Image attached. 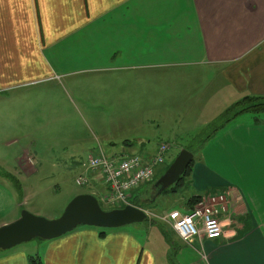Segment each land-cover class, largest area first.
Returning a JSON list of instances; mask_svg holds the SVG:
<instances>
[{
  "label": "crops",
  "instance_id": "crops-1",
  "mask_svg": "<svg viewBox=\"0 0 264 264\" xmlns=\"http://www.w3.org/2000/svg\"><path fill=\"white\" fill-rule=\"evenodd\" d=\"M77 37L83 45L96 41V66L73 69L66 65L67 45ZM202 67L218 70L214 88L223 98L233 96L232 106L248 96L264 97V0H0L1 101L11 99L10 93L26 96L28 89L61 81L74 72L90 73L87 77L97 80L88 86L96 87L98 100L115 113L177 119L179 104H185L186 98L190 104L194 98ZM36 118L0 111V136L14 129L23 133V126L28 133ZM171 139L179 140L177 133L159 145L171 147ZM238 140L244 144L243 151L249 149L248 134ZM18 142L0 137V145ZM229 142L227 134L220 146L216 141L208 143V159L197 161L189 177L192 196L188 201L227 194L230 225L216 241L198 239L191 245L178 241L200 257L195 264H264V223L256 217L264 215V180H250L245 193L220 176L213 166L216 162V168L229 166L223 154L236 160ZM251 147L264 152V126L258 128ZM100 149L104 150L99 146L87 160ZM132 149V143L125 141L115 155ZM31 156L25 147L18 149L15 160L30 171ZM257 165L264 167V160L258 159ZM1 170L9 173L3 165ZM20 207L10 194H0V226L10 223L7 219L12 215L19 218ZM142 231L139 227L108 232L84 227L42 245L0 251V264H30L37 255L44 264H157L159 256L148 249L150 239L144 241Z\"/></svg>",
  "mask_w": 264,
  "mask_h": 264
},
{
  "label": "rangeland",
  "instance_id": "rangeland-1",
  "mask_svg": "<svg viewBox=\"0 0 264 264\" xmlns=\"http://www.w3.org/2000/svg\"><path fill=\"white\" fill-rule=\"evenodd\" d=\"M95 44L96 41L88 40V44L83 45L81 37L74 38L67 45L69 60L66 61V65L73 69L96 66ZM198 72L199 82L195 87L194 98H191L190 104L187 98L185 104H179V109L175 112L176 115H180L177 119L128 118L115 113L98 100L97 88L88 86L90 82L97 80L96 77H87L91 75L90 73L79 75V72H74L67 78L63 76L61 81L53 80L36 89L30 88L24 94L26 96L13 97L12 93L8 94L12 98L0 100V111L34 114L37 118L33 122L34 126L31 124L27 127L28 133L23 126V133L21 129H14L8 131L10 135L0 136L5 140L19 139L17 144L0 145V165L13 174L22 187L19 193L15 184L7 182L0 175V194H10L16 205H22L20 214L25 210L48 220L60 218L67 205L75 197L85 193L94 195L101 201L100 204L105 210L112 211L116 208L111 206L107 198L104 199L105 187L101 179L93 176L91 187H80L77 184V179L82 173L81 165L87 160L88 155L99 146L104 148L107 156L119 154L125 141H129L133 149L128 153L146 159L160 143L167 140L168 135L175 132L179 140H170L171 150L168 159L165 165L158 168L156 179L135 191L128 201L129 205L145 211L149 221L118 229L97 230L108 232L139 227L143 230L142 239L144 241L150 239L148 249H153L159 256L157 264H163L162 261L167 264H195L200 257L197 258L196 252L194 253L188 246L180 245L179 238L167 222L170 212L187 209L183 205H186L192 196V188L188 185L190 175L175 187L177 192L163 193L157 198L155 181L157 182L167 172L182 150L194 154L195 164L205 156L208 159L210 154V151L206 150L210 145L208 143L216 141L220 146L227 134L229 143H233L231 154L236 155V160L224 153L223 157L229 166L216 168V162L214 169L240 192L244 190L247 192L246 186L250 180H264L262 178L264 167L257 165L258 159L264 160V152L260 153L251 147L258 128L264 126V114L245 113L231 118L228 123L225 122L221 116L236 99L233 96L223 98L219 94V88H214L219 78L216 68L202 67ZM244 134H248L251 139L249 149L245 151L244 144L238 140ZM196 139L197 142L191 145ZM201 141H204L202 145ZM25 147L30 149L33 159L30 171L24 170L15 160L18 149L22 150ZM94 180L97 182L94 183ZM126 206L123 204L121 209ZM256 217L264 223V215L257 214ZM13 219L19 218L12 215L7 220L12 223L16 221ZM81 228L84 226L77 229ZM162 229H165L171 242L162 237L164 236ZM46 242L33 240L22 246L30 248ZM194 247L199 249L198 244Z\"/></svg>",
  "mask_w": 264,
  "mask_h": 264
},
{
  "label": "built area",
  "instance_id": "built-area-1",
  "mask_svg": "<svg viewBox=\"0 0 264 264\" xmlns=\"http://www.w3.org/2000/svg\"><path fill=\"white\" fill-rule=\"evenodd\" d=\"M169 151L170 146L161 144L153 157L145 159L135 155L107 156L100 149L88 158L85 173L77 179V184L91 187L92 178L96 176L105 187L104 199L107 198L114 208H121L123 204L129 205V198L135 191L154 181L157 169L166 163ZM231 220L228 195L223 193L203 198L192 211L174 210L167 217L172 230L189 245L198 239L219 240Z\"/></svg>",
  "mask_w": 264,
  "mask_h": 264
},
{
  "label": "water",
  "instance_id": "water-1",
  "mask_svg": "<svg viewBox=\"0 0 264 264\" xmlns=\"http://www.w3.org/2000/svg\"><path fill=\"white\" fill-rule=\"evenodd\" d=\"M194 159L195 156L190 151L180 152L171 167L156 182V198L179 182ZM147 219L145 211L131 205L124 209L105 211L95 196L82 194L75 197L67 205L62 216L55 220L22 211L18 220L0 227V251H9L33 240H56L80 226L118 229L143 223Z\"/></svg>",
  "mask_w": 264,
  "mask_h": 264
},
{
  "label": "trees",
  "instance_id": "trees-1",
  "mask_svg": "<svg viewBox=\"0 0 264 264\" xmlns=\"http://www.w3.org/2000/svg\"><path fill=\"white\" fill-rule=\"evenodd\" d=\"M245 113H253V114H257V115L258 114H264V97L248 96V97L243 98L241 101H239L238 103L234 104L231 108L227 109L224 112V114H222L221 119L224 118L225 122L228 123V122H230L231 118L237 117V116L245 114ZM196 142H197V139L194 140L192 142V144H195ZM203 143H204V141H201V145ZM129 155L132 156L133 154H129ZM194 162L188 168V170L186 171L184 176L179 180V182L176 183L170 189L166 190L164 193H168V192H174L175 193V192H177V188H175V187L180 185L181 182L184 181L187 176L191 175V173L193 171L192 166H193ZM163 165H161V166H163ZM161 166H159V167H161ZM157 171H158V169H157ZM0 175L3 176L4 178H6L9 182H12L13 184H15L16 190L19 193L21 192L22 187H21L20 183L17 181V179L14 177L13 174L6 173L5 171L1 170L0 171ZM95 182H97V181L94 180V183ZM155 183H156V181H155ZM85 194H87V193H85ZM201 199H202V197H194V198L190 199L187 202V209L189 211H192L195 208V206H197V204L200 203ZM101 207H102V205H101ZM105 211H110V210H105ZM162 231L164 233L165 239H167L168 241L171 242V239H170L169 235L165 233V229H162ZM30 264H44V263L41 260V258L37 255V256H34V257L32 256L30 258Z\"/></svg>",
  "mask_w": 264,
  "mask_h": 264
},
{
  "label": "bare ground",
  "instance_id": "bare-ground-1",
  "mask_svg": "<svg viewBox=\"0 0 264 264\" xmlns=\"http://www.w3.org/2000/svg\"><path fill=\"white\" fill-rule=\"evenodd\" d=\"M137 156V155H136ZM145 158V157H144ZM147 158V157H146ZM49 242V241H48Z\"/></svg>",
  "mask_w": 264,
  "mask_h": 264
}]
</instances>
